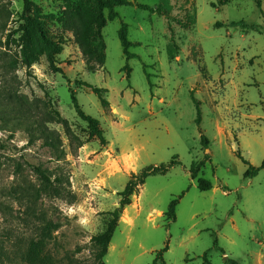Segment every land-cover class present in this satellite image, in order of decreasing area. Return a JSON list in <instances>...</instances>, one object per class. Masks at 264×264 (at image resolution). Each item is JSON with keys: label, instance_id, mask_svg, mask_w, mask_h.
I'll list each match as a JSON object with an SVG mask.
<instances>
[{"label": "rangeland", "instance_id": "1", "mask_svg": "<svg viewBox=\"0 0 264 264\" xmlns=\"http://www.w3.org/2000/svg\"><path fill=\"white\" fill-rule=\"evenodd\" d=\"M30 1L24 11V0H0V264H25L29 241L47 222L59 225L44 242L49 264H97L92 237L104 232L118 193L132 175L173 159L177 165L131 197L104 264H264V168L246 178L243 161L264 162V0L261 10L253 0H169L168 18L138 7L160 0H127L133 5L116 7L101 30L106 58L94 71L59 20L64 1ZM27 15L62 41V74L45 57L21 63L18 29ZM171 37L179 48L172 61ZM79 81L104 89L108 107ZM71 93L105 144L88 140ZM198 179L212 189L198 190Z\"/></svg>", "mask_w": 264, "mask_h": 264}, {"label": "trees", "instance_id": "2", "mask_svg": "<svg viewBox=\"0 0 264 264\" xmlns=\"http://www.w3.org/2000/svg\"><path fill=\"white\" fill-rule=\"evenodd\" d=\"M65 3V10L63 15L59 17L62 25L74 32L75 40L80 48V51L88 65L90 71L96 69L95 65L101 66L105 62V44L101 34L102 28L108 21H113L117 18V13L115 11L118 6H132L133 3L127 0H60ZM255 5L259 10H261L262 0H253ZM32 2L30 0H24V11H29ZM169 0H160V4L157 7L150 8L147 6L138 5L139 8L150 11L151 13H156L159 16H164L168 18L169 13ZM49 18H54V15H50ZM24 23L18 29L20 33L18 37V43L20 46V59L21 63L27 68H30L34 63H36L41 57H45L49 63L52 71L55 73H60L59 68L55 66V57L60 54L62 50V41L50 36L45 29L44 22L39 16L27 15L24 17ZM190 24H194V19L190 20ZM231 26H236L238 23H231ZM182 28H185V24H180ZM215 26H220L216 24ZM118 39L122 47V54L126 60H129L133 55L129 52L132 43L127 39V26L122 24L120 30L118 31ZM179 48L173 42L172 37L170 38V44L167 48V54L170 61L174 60L178 54ZM94 64V67H93ZM129 70L128 66L124 67ZM149 78V76H148ZM80 86L90 89L100 100V104L103 108L108 107V102L103 98L105 94L104 89L91 87L84 82L77 83ZM71 100L76 111L77 116L80 120L87 124L89 131L88 140L93 138L99 140L101 144H105V139L103 133L99 128V123L94 118L85 115L77 104L74 94L71 93ZM198 110V120L200 122V112ZM87 141V142H89ZM206 140L202 137V143L205 146ZM83 142H78L77 148L83 146ZM47 146H54L53 143H47ZM240 158H242L239 155ZM207 158V157H206ZM244 163L248 166L245 177L252 178L255 177L260 169L264 168V162H262L260 168H255L249 165L245 160ZM176 159H173L170 163L166 165L150 166L145 168L139 174L131 176V179L127 182L124 189L118 193L120 199L118 206L109 212L105 213L107 216V223L104 232H101L92 237V242L98 247L95 254V261L97 264H104L103 259L107 255L108 245L112 239L114 231L117 227L119 218L123 210L131 204V197L138 194L139 187L145 183V180L150 176L165 175L170 168L177 165ZM203 166V162H200L196 166H192L190 169V175L192 179L196 178L198 170ZM46 181L48 177L40 169H36ZM197 188L202 192L210 191L212 186L210 182L203 179H198ZM183 195V194H182ZM181 195V196H182ZM178 199L172 200L165 213L166 219L173 221L175 219V208L178 203ZM59 225L52 222H47L40 230V237L38 240L29 241L24 254L23 262L25 264H49L50 260L48 257L43 255L44 252V242L48 238L52 231H56ZM165 247L162 251L158 253V257L162 256V253L167 251ZM158 258L154 261V263Z\"/></svg>", "mask_w": 264, "mask_h": 264}, {"label": "bare ground", "instance_id": "3", "mask_svg": "<svg viewBox=\"0 0 264 264\" xmlns=\"http://www.w3.org/2000/svg\"><path fill=\"white\" fill-rule=\"evenodd\" d=\"M126 163H127L128 168L131 169L132 166H133L132 165V160L131 159H127ZM123 223L126 224V225H128L130 223L129 220H128V216H126V211H125V216H124V219H123Z\"/></svg>", "mask_w": 264, "mask_h": 264}]
</instances>
